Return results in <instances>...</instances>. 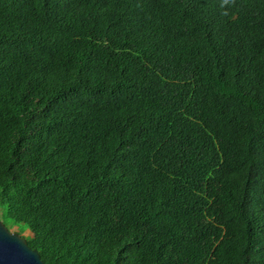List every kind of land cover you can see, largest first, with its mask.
<instances>
[{
	"label": "trees",
	"instance_id": "trees-1",
	"mask_svg": "<svg viewBox=\"0 0 264 264\" xmlns=\"http://www.w3.org/2000/svg\"><path fill=\"white\" fill-rule=\"evenodd\" d=\"M0 218L47 264H264V0H0Z\"/></svg>",
	"mask_w": 264,
	"mask_h": 264
},
{
	"label": "water",
	"instance_id": "water-1",
	"mask_svg": "<svg viewBox=\"0 0 264 264\" xmlns=\"http://www.w3.org/2000/svg\"><path fill=\"white\" fill-rule=\"evenodd\" d=\"M0 264H47L25 236L11 231L0 218Z\"/></svg>",
	"mask_w": 264,
	"mask_h": 264
},
{
	"label": "rangeland",
	"instance_id": "rangeland-1",
	"mask_svg": "<svg viewBox=\"0 0 264 264\" xmlns=\"http://www.w3.org/2000/svg\"><path fill=\"white\" fill-rule=\"evenodd\" d=\"M11 231H17L20 233L19 227L18 226H13L10 228ZM21 235L27 237L29 235H32V232L29 229H26L25 231H23L22 233H20Z\"/></svg>",
	"mask_w": 264,
	"mask_h": 264
}]
</instances>
